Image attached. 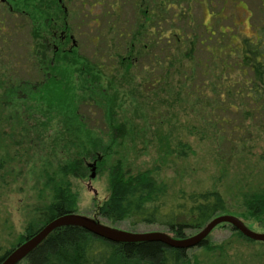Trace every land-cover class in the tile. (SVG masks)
<instances>
[{
	"label": "trees",
	"instance_id": "obj_1",
	"mask_svg": "<svg viewBox=\"0 0 264 264\" xmlns=\"http://www.w3.org/2000/svg\"><path fill=\"white\" fill-rule=\"evenodd\" d=\"M138 1L140 2L137 4ZM145 1L133 0V6L137 7L142 16H137L138 23L133 22L129 28L131 32H121L120 27L115 29V24L106 20L104 27L111 28L110 33L117 41L116 44L124 48L120 53L112 55L115 58L113 64L84 61L76 56L74 50L71 53L58 51L48 55L52 64L47 63L43 76H21L19 79L12 75L10 69L1 74V77H7L9 81V85H5L0 80L1 106L4 107L5 104L6 108H10L13 105H25L31 113L38 114L33 126L34 132H40L37 135L44 137L39 141L40 149L48 144L57 147L54 139L58 136L45 134L51 126L52 118L58 117V121L70 125L72 129L64 136L63 143L64 148L71 153L69 157L59 161L55 171L42 168L43 186L49 192L50 199L47 202L38 200L39 204L29 212V222L17 242L6 249L0 246V264L16 245L30 238L45 224L76 212V194L72 180L85 178L88 160L104 165L106 160L111 159L108 167V196L96 207L97 216L111 225L122 221H128L132 227L138 224L157 225L166 228L172 238L184 239L188 237V231L198 232L219 215L235 216L246 226L250 222L262 223L264 177L261 176L262 170L256 169L257 162L253 163L250 158L253 156V146H248L247 141L254 143L255 139L249 136L253 130L245 126V123L256 120L254 126L261 125L262 129L258 132H264V95H253L252 102L248 93L250 85L255 89L262 85L264 89V63L259 64L253 60L252 52L255 48L249 39L239 40V45H233L226 41L219 42L217 38L213 45H209L214 32L208 29L202 31L206 33L205 37L200 33L191 39L179 27L173 28L169 25L161 30L160 24L168 20L166 16L168 12L171 13V9L174 11L169 19L170 23L180 21L182 17L189 20L187 10L178 12L180 4L173 3V0H150L147 4ZM13 4L15 12H28L31 23L36 27L44 13L48 20L47 27L52 24L50 19L61 22V18H65L56 0H14ZM134 24L136 29L132 30ZM146 24L150 31L144 30ZM20 28L21 26L15 25L12 33L0 28V51L3 46L8 45L11 35ZM219 34L222 35L221 32ZM31 40L33 44L38 43L36 36L32 35ZM39 48V45H28L26 58L35 57ZM234 55L239 62L233 61ZM146 59L149 62L143 64ZM139 61L142 62L140 72L134 69ZM75 67L79 68L78 78L72 79ZM240 67L242 70L247 68L248 71L254 67L257 75L253 78L254 82L250 80L251 76L239 79L245 77L241 69L242 75L238 73L239 76L232 78V71H237ZM33 72L31 67L30 73ZM132 74L135 77L136 74L142 75L139 83L135 82L134 85L138 87L141 95L140 98H132L133 107L138 105L141 111H153L150 104L154 103V115L160 116L158 124L163 123L162 119L165 118L170 130L186 129L184 133H201L205 139L209 138L211 132L214 143L226 148L224 152L228 162L223 164L228 165L235 158L243 164L244 178L235 190L232 207L220 191V184L213 183L208 187H195L190 191L179 189L172 192L171 186L158 177L157 167H154L153 172L144 170L137 173L124 167V157L119 154L123 141L135 143L140 140L142 145L147 146L146 135H150L146 125L151 115L142 116V129L139 132L134 128L127 129L128 120H123L120 115L124 101L117 102L108 98L110 92L124 93L125 82L134 81L129 78ZM126 77L129 78L127 81ZM18 92L25 96L21 97ZM160 94L166 96L160 97ZM235 99L239 101L238 107L246 110L239 113V121L227 132L222 130L223 124L228 122L223 116L230 109L234 110ZM3 100L7 101L1 103ZM82 105L100 109L105 132L85 128V117L79 112ZM170 107H175V111L182 109L178 117L176 112H168ZM174 120L175 125L172 122ZM27 138L29 134L26 137L23 129L18 131L16 139L9 142L0 136V179L4 183H8L9 174L12 172L6 171L5 164L13 163L22 168V158H26L29 152L25 140ZM31 142L34 143L32 140ZM174 144L169 152L177 160L184 161L191 152L189 144L180 139ZM162 148L168 152L167 149L171 147L163 144ZM162 152L163 150L160 153ZM220 160L224 161L223 156ZM255 178L259 179L254 180ZM217 227L227 225L221 224ZM231 230L244 243H256L263 247L262 251L251 253L242 259V256L234 252L232 241L215 245L207 237L198 247L192 249V254H188L189 250L171 248L161 242L116 244L81 228L67 226L51 232L18 264H238L240 261L242 264H264V242H254L234 229Z\"/></svg>",
	"mask_w": 264,
	"mask_h": 264
},
{
	"label": "rangeland",
	"instance_id": "obj_2",
	"mask_svg": "<svg viewBox=\"0 0 264 264\" xmlns=\"http://www.w3.org/2000/svg\"><path fill=\"white\" fill-rule=\"evenodd\" d=\"M66 1L70 11H72L73 7L78 10L74 14L70 13L68 18V23L74 27V40L78 44L77 50H74L76 56L91 63L113 64L115 62L113 56L117 52L120 53L124 48L116 44L117 41L113 39L110 33L112 32L111 28L104 27L105 22L109 20L115 24V29L116 27H120L119 31L128 32L133 22H136L137 16H142L137 7L135 8L133 6V0H127L128 2L126 4H124V0H116V2L113 0H85L86 6L84 7L78 4V6L73 5L71 0ZM243 1L247 2V0ZM149 2L150 0L145 1L146 4ZM235 2L236 0H173V3L180 4V8L177 9L178 12H185L187 10L189 20L183 19L182 17L180 21L175 20L173 23H170L169 19L174 11L171 9V13L169 14L168 12L166 16L168 20L161 22L160 28L161 30H165L169 25L173 28L179 27L183 33L186 32L188 34V38L190 39L195 34L200 33L202 37H205L206 33H202V31L204 32L205 29H208L210 32H214L209 45H213L217 38L219 42L226 41L233 45H239V40L249 39L252 33L248 29L245 14L243 15L242 11L236 8ZM0 10L2 9L0 8ZM73 17H76V19ZM14 20L17 21L14 23L16 26H22L17 18ZM135 24L132 30L136 29ZM148 24H146L145 31H150ZM10 26L9 28H11ZM7 29L5 28L6 32ZM14 30L15 26L12 28V31ZM152 31H154V28ZM220 32L222 33L221 36H219ZM122 37L125 38L124 35ZM27 38V29L22 26L20 30L11 35L10 41L7 42L8 45L3 46V50L0 51V80L5 82V85H9V81L7 77H1L2 73L10 69L12 65L14 66L12 68L13 70L21 72L20 66L24 65V59L26 58L28 49V44H26ZM233 57V61H240L237 56L234 55ZM148 60H143V64H147L149 62ZM140 62L134 68L139 72L141 71L142 63ZM241 68H238L237 71H232V78L239 76V74L242 75L243 72L245 77H239V79H246L247 76H251L247 68L243 70ZM77 69L79 68L75 67L76 71L73 72L72 79L78 78ZM116 77L118 78L120 76ZM141 77V74H136V77L134 74L130 75L129 78L134 81L125 82L124 93L119 92L115 94L110 92V96L108 97L117 102L120 100L124 101L120 115L123 120H128L127 129L134 128L139 132L142 129L143 120H140L142 116L145 114L147 116L151 115L149 116L151 119L146 125L148 132L150 131V135H146L147 141L145 144L147 146L142 145L140 140L135 143L123 141L124 144L119 149V154L124 157V167L128 168L132 173L142 172L144 170H151L153 172L154 167H157L158 177L171 186L172 192L178 191L179 189L190 191V189L195 187H208L213 183L220 184L218 185L219 189L228 200L229 206L233 205L232 203L236 196L235 190L240 184V180L244 178L243 164L237 158L230 161L228 165L223 164L228 162V157L225 156L224 152L226 148L224 146L222 147V145L218 146L217 142L214 143L211 132L208 136L209 138L205 139L201 133H198V135H190L188 132L184 133L186 129L175 128L170 130V126L166 124L165 118L162 119L163 123L158 124L160 116L158 114L154 115V103H148L152 106L153 111H141L138 105H134L133 107L131 103L133 102L132 98H140L141 95V92L137 89L138 87L136 88L134 85L135 82L139 83ZM129 78L126 77L125 80L127 81ZM102 80H105V78ZM103 84L105 85V81ZM118 96L124 99H119ZM162 96L166 95L160 94V97ZM4 101L6 102L7 100H3L1 103ZM234 103V110L230 109L223 116L226 120L228 119V122L226 125L223 124L224 128L222 130L227 132H230V128L235 127V124L239 121V113L246 110L243 107H238L239 101L237 99H235ZM0 109V136L5 141L9 142L10 140L16 139V135H18L20 129L24 130L26 137L29 134V138L25 139L29 152L26 158H22L24 161L22 168L21 166L13 165V163H10L11 165L7 163L5 164L6 171H12L9 174L8 183H4L0 179V246L6 249L17 242L19 237L24 233V229L30 219L28 214L34 206L39 204L38 200L42 199V202H47L50 199L49 192L43 186L44 183L41 178L42 170L46 168L50 172L55 171L57 163L69 157L71 153L68 149L64 148L63 143L64 136L70 133L72 128L70 125H64L58 121V117L52 118L51 126L45 134H49L51 137L58 136L57 139H54L57 142H53L57 144V147H52V145L48 144L41 147L42 150L38 145H40V139H44V137L41 138L38 136L37 133H41L34 132L33 126V123L36 121L35 119L38 118L36 112L34 114L31 113L29 107H25V105H13L10 108H6L5 104L4 107L0 104ZM181 111L182 109L175 111V107L174 109H171V107L168 108V112L171 114L176 112L177 117ZM79 112L85 117L87 126L85 128L96 129L100 133L105 132L106 127L102 124L100 109L94 106L84 107L82 105L79 108ZM154 118L156 119L154 120ZM255 121L252 120L250 123L248 121L249 124L245 123V126L253 130L249 136L255 139L254 143L247 141V145L253 146L251 149L253 156L250 158L253 163L255 161L257 162L258 168L256 169L257 171L262 170L261 176L264 177V132H258V130L260 131L262 129V126H254L257 123ZM172 122L175 125V120ZM178 139L188 143L191 148V152H189L184 161L177 160L169 152ZM163 144H168L171 147L167 149L168 152L162 148ZM162 150L163 152L160 153ZM222 156L224 161L220 160ZM110 161L111 159H108L104 165H99L95 161L88 160L85 178L72 180V186L76 194V212L74 214L84 216L115 230L138 234L149 232L168 234L166 228L157 225L138 224L132 227L128 221L111 225L106 220L97 216L96 207L108 196V167ZM91 174L94 175L93 178H91ZM256 179L259 178H255L254 180ZM246 227L253 232L264 233V219L261 224L250 222ZM231 229L229 225L227 227H216L208 235L210 243L218 245L230 240L235 247L234 252L242 256V259L247 258L251 253L262 251L263 247L261 248L258 244H246L243 240L238 239ZM195 233V231H188L186 235L189 237ZM231 252L234 253L233 251ZM192 253V249L189 250L188 254ZM239 259L242 260L241 258ZM238 264H242V261Z\"/></svg>",
	"mask_w": 264,
	"mask_h": 264
},
{
	"label": "flooded vegetation",
	"instance_id": "obj_3",
	"mask_svg": "<svg viewBox=\"0 0 264 264\" xmlns=\"http://www.w3.org/2000/svg\"><path fill=\"white\" fill-rule=\"evenodd\" d=\"M14 0H0V28L1 30L7 29L8 33H12V28L15 26L14 19H18L23 27L27 29V43L29 46L39 45V51L36 53L35 57L33 58H25L24 65L20 66V71L17 72L13 70V65L10 68V72L14 77L21 78H30L31 75L33 76H40L45 74V70L47 69V63L52 64L51 58L48 57L50 54H54L58 51L60 52H68L71 53L73 50H77L78 44L74 40V27H72L68 23L69 14L77 12L78 10L73 7L72 11H70L67 7L66 0H56L57 4L59 5L62 14L65 18H61L60 21H54L50 19L51 25L47 27L48 20L45 18V13L42 16V19L39 20V25L36 27L31 23V20L28 16V12L26 11H14ZM15 1H24V0H15ZM64 2V4H63ZM72 4L75 6L80 5L81 7L86 6L85 0H71ZM128 1L124 0V4ZM99 3V2H98ZM78 4V5H77ZM236 8L242 11V14L246 16V22L248 24V29L251 31L252 35L249 37V40L255 48L252 52L253 60L257 63H264V0H247V2L243 0H236L235 2ZM85 17V16H84ZM20 18V19H19ZM76 19V17H73ZM240 19V17H239ZM96 22V21H95ZM21 26V27H22ZM242 26V25H241ZM32 35L37 37L38 43L32 42ZM256 50H260L259 52ZM263 50V51H262ZM38 55V56H37ZM16 65V64H14ZM264 66V65H263ZM31 67L33 68V73H30ZM264 72V67L262 68ZM251 74V81L254 82L253 78H256L257 75L254 73V67L250 68ZM264 77V74H262ZM252 84V83H251ZM21 97L25 96L22 95L21 92H18ZM249 96L253 102L252 96L255 94L264 95V89H262V85H258V89L252 87L248 90ZM262 95V96H263Z\"/></svg>",
	"mask_w": 264,
	"mask_h": 264
},
{
	"label": "water",
	"instance_id": "obj_4",
	"mask_svg": "<svg viewBox=\"0 0 264 264\" xmlns=\"http://www.w3.org/2000/svg\"><path fill=\"white\" fill-rule=\"evenodd\" d=\"M93 177L94 175L91 174V178ZM221 224L229 225L232 229L254 242H264V233H256L251 231L248 227L244 225L241 220L232 215L216 216L194 235L184 239H174L168 234H164L161 232H149L138 234L115 230L110 227L104 226L98 222H95L91 219H88L84 216L76 214H67L45 224L30 238L26 239L23 243L16 245L11 250V252L5 257L1 264L20 263L51 232L61 227L68 226L81 228L94 236L116 244L137 242H161L171 248L190 250L198 247L202 242H204L208 235L212 232V230Z\"/></svg>",
	"mask_w": 264,
	"mask_h": 264
}]
</instances>
